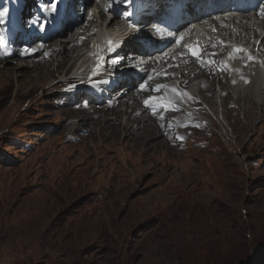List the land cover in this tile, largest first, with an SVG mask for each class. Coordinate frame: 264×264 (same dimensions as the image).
<instances>
[{"label":"rangeland","instance_id":"rangeland-1","mask_svg":"<svg viewBox=\"0 0 264 264\" xmlns=\"http://www.w3.org/2000/svg\"><path fill=\"white\" fill-rule=\"evenodd\" d=\"M32 1L34 19L43 0ZM71 25L46 44L80 26ZM77 37L70 47L82 44L85 36ZM36 40L42 43L39 34ZM60 57L46 66L56 68ZM65 77L39 86L20 76L10 93L0 88V264H245L248 257L246 264L264 263L263 108L253 116L233 108L219 114L213 89L216 121L209 103L197 99L211 117L209 133L190 132L172 153L156 146L144 156L138 138L124 140L122 132L113 141L96 128L77 129L74 112L90 106L69 89L75 83L47 89Z\"/></svg>","mask_w":264,"mask_h":264},{"label":"bare ground","instance_id":"bare-ground-1","mask_svg":"<svg viewBox=\"0 0 264 264\" xmlns=\"http://www.w3.org/2000/svg\"><path fill=\"white\" fill-rule=\"evenodd\" d=\"M14 1L15 0H7L3 7L14 5L16 9ZM103 1L104 0H98L96 5L93 6L92 4L94 3V0H86V5L91 4L90 9L92 8V11L89 12L92 13L91 19L88 16L86 21H82L81 19L73 21L71 26L80 24L76 31H71L66 36H62L58 40L49 42V44H46L47 41L43 40L41 36L40 41L42 43H38L36 40L37 34L30 37L29 43L26 44L22 39L18 40V38L13 35L12 29H6L0 25V35L4 38V43L0 45V63H5L7 61L12 62V60L18 62L15 66H5L6 63L4 66L2 64L0 67V74L1 76L3 75L0 81L3 84V87H0L1 90H12L11 86L15 82H18L20 76L26 78L32 76L34 77L36 84L42 86L56 74L63 75L64 77L68 74L67 78L60 79L56 84H49L47 89H56L57 87L64 85V83H75V85L70 86L71 88L69 89L80 92L82 99L85 100V105L90 106L88 109L86 108V110L80 108L74 112L75 118L77 119L76 128L78 129L80 126L96 128L99 137H102V133L104 132V136H110L113 141L114 138H116L115 136L122 132L124 133V140L125 138H138L140 139L139 142L142 144L144 156L156 146H166V150L170 149V153H172L173 149H171V146L183 143V139L189 136L190 132L195 133L192 137L198 136V131L205 132V134L209 133L207 125L199 121L198 117L194 115L189 107L186 106L184 100L173 91L165 90L164 88L159 92L140 90V84L146 80L149 75H153L165 64L155 60L154 56L156 55H152L151 59L147 60L135 57L128 59L126 55L130 50L139 52L141 47H137L135 42H131L130 37L126 38V35L123 34V32L126 31L125 27H121L117 35L123 36L124 39L126 38L128 41L127 46L130 47L124 48V51H127V53L118 54L120 61L118 62V65L112 66V68L117 69L112 70L109 67H106L105 72L100 77L96 76L98 75V70L95 65L98 62L97 57L100 55L92 52V46L94 45L93 41H96V39L101 37L104 29L103 25H106L111 29L121 22L120 20L113 18L106 20V5L102 6L99 4ZM27 2L30 4L33 1L27 0ZM153 4L154 0L152 1V6ZM22 13L26 17H30L28 16L30 12L27 8L23 9ZM84 13H87L88 15V10H85ZM242 13L243 15L239 13L241 16L240 19L238 16L232 18L224 17L227 14L221 15V19L219 20L216 19V16L205 17L202 22L204 27H202V30H208L211 37L218 39L219 36H228V33L231 30L237 31L240 29L241 34L239 35V38L241 40L254 44H256L257 41H260L257 46V52L264 60V20H261V18L256 20L250 15L245 14V12ZM15 14H17V12L11 13L10 16H14ZM182 19L184 18H181L180 20ZM204 21H208V23H204ZM69 23L70 21L66 22V24ZM5 24H7V22ZM261 24L263 25V29L260 28ZM184 28L186 29V25L181 27V29ZM213 28L215 31H213ZM253 33H255L256 38L254 40ZM60 34H64L63 29L60 31ZM77 35L85 36L81 41L82 44L76 47H70V43L77 40ZM110 37L111 33L109 32L104 35L105 39H109ZM10 47L12 50H10ZM25 49H28L26 54ZM95 49H99V47H95ZM45 53H47V55H45ZM41 55L44 56V61L38 60V57ZM58 57H60L61 62L56 68L50 64L46 66L45 63L48 61L50 63ZM108 57L112 58L116 56ZM28 59H32V64L28 62ZM152 60H154V62ZM216 62V66L222 68V73L220 72L219 75H217V73L211 75L208 73V71H213L215 68L214 65L203 67L198 59L185 57L179 58L171 67V71H179L183 77L188 79L184 84L186 88L194 83L195 80L203 77V75L209 77L208 80L206 78L203 82H199L198 90L193 87L189 92L190 94L201 96L204 101L209 103L215 115H218L219 105H217L218 103L213 97V89L216 90V93H222L221 107L225 116H228L230 108H233L235 113L238 112V110L243 111L246 116H248V114L253 116V110L257 106L264 109V84H262L264 81V63L262 66L246 64L241 68L234 67L233 72L230 75L225 69L222 61L216 59ZM78 64L81 66L84 65V67H77ZM121 68H126L127 72ZM237 69H239V71H237ZM135 71L138 72L134 74ZM33 72H35V74ZM120 73H124V75H120ZM135 75H137L136 78L134 77ZM132 76L134 78H132ZM113 78L118 82L114 83ZM101 79H104L105 81L99 83L98 80ZM160 81L161 79L156 75L151 81H149V85L152 88H155L157 84H160ZM216 84L220 86L219 90H217ZM93 87H96V89H93ZM36 88L37 87L31 89L28 93L34 94L38 89ZM99 88H103V91ZM19 89V86H17L16 91L19 92ZM259 89H261L260 92H258ZM249 90H252L251 94H253V96L251 97L248 93ZM7 93L10 92L7 91ZM149 96H157L161 99L154 101L149 105H145L144 101ZM178 98L181 99V104L174 102ZM6 99L7 98H5L4 101ZM129 99L133 100L131 104ZM242 101H244L245 104L239 105ZM191 103L201 114L206 118L208 117L197 99L192 97ZM129 104L131 105L130 111L127 110L130 106ZM125 105L126 109H123V106ZM143 113L148 116L150 115L153 118L150 116L145 117ZM96 114H98V117H95ZM127 114L130 115L125 118ZM86 117L93 120L87 121V119H85ZM171 117L175 118V120L168 121ZM191 121L196 122L191 124V127H195L193 129L188 128L190 126L189 122ZM102 122L104 123L103 125L101 124ZM183 124L185 129L180 128ZM72 128L74 129L73 126L71 129ZM158 136H163L162 141L150 143ZM225 137L226 139H230L232 135L226 132ZM188 138H190V136Z\"/></svg>","mask_w":264,"mask_h":264},{"label":"snow or ice","instance_id":"snow-or-ice-1","mask_svg":"<svg viewBox=\"0 0 264 264\" xmlns=\"http://www.w3.org/2000/svg\"><path fill=\"white\" fill-rule=\"evenodd\" d=\"M122 2L126 5V7H131L132 11H128L126 10L123 15L125 17H128L131 20V17L142 11V5H137L136 4V0H122ZM64 0H45V3L43 5H41V10L46 14L45 18L43 19L42 22H39V28L41 30H43L46 26V24L50 23L51 21L48 19V17H52L53 19L56 18L57 15H59L60 13V8L59 5L63 4ZM153 7L155 9V11L153 12V16L157 17L156 21L154 23H163L164 22V18L166 17H170L172 15H180V14H184L186 12H193L195 11V5L193 3V0H154V4ZM257 7L259 8V15L261 17H264V3H261L259 5H257ZM9 15V8L8 7H3L0 6V24H3L5 22L6 17ZM89 18L91 19L92 17V13H88ZM217 20H219V17H216ZM39 17L31 19L29 21V23L31 25H36L38 23ZM204 23H208V21H204ZM139 31V29H137L134 24H133V33L130 35V41L131 42H137L140 37L137 35V32ZM153 31L154 32H159L161 31V29L153 27ZM191 29H187L185 32H180L179 35L175 38V43L180 45L182 44V41L184 40L185 35L190 32ZM213 31H215V29L213 28ZM81 40L84 39V37L80 38ZM148 42V39H145V43ZM4 43V38L3 36H0V45H2ZM221 43H223V41H221ZM143 44H137V47H143ZM117 47H119V45L116 44V42L114 41H107V51L111 52V53H116L117 51ZM184 47H186L189 51L192 57H195L197 59H201V53H202V49L199 46V43L196 44H187L184 45ZM28 49H25V54L27 53ZM45 55H47V53H45ZM212 55L214 56L215 53H212ZM242 55H246V59L248 60H252L254 59L250 53V51L248 49H245L243 47L240 46H234L232 48V50L228 53V56L230 59H235L238 58ZM120 61V57L117 55L114 59H111V62L113 64H116ZM105 58L104 57H98V62L96 64V69L100 70L104 67L105 64ZM209 64H213L216 63L214 60H209L208 61ZM237 71H239V69H237ZM243 78V77H241ZM153 79V76L149 75L147 77L146 80H144L141 84H140V90L141 91H155V92H159L162 88H166V85H160L157 84L155 86V88H152L149 85V81H151ZM247 82V81H245ZM235 83V81H234ZM176 95L178 96H187V93H180L177 91V89H173L172 90ZM160 97L157 96H149L145 101V105H149L151 103H153L154 101H158L160 100ZM166 99V98H165Z\"/></svg>","mask_w":264,"mask_h":264},{"label":"trees","instance_id":"trees-1","mask_svg":"<svg viewBox=\"0 0 264 264\" xmlns=\"http://www.w3.org/2000/svg\"><path fill=\"white\" fill-rule=\"evenodd\" d=\"M250 258H251V257H248V258L246 259V260H247L246 263H247V262H248V263H249V262L252 263V262H251L252 260H251ZM246 263H245V264H246ZM262 264H264V263H262Z\"/></svg>","mask_w":264,"mask_h":264}]
</instances>
